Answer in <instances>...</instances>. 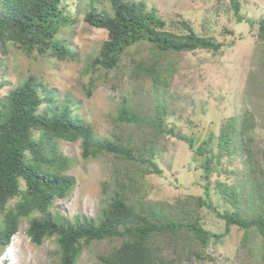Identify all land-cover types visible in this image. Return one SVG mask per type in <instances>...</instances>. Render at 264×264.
<instances>
[{
  "label": "trees",
  "instance_id": "obj_1",
  "mask_svg": "<svg viewBox=\"0 0 264 264\" xmlns=\"http://www.w3.org/2000/svg\"><path fill=\"white\" fill-rule=\"evenodd\" d=\"M64 0H0V42L20 45L27 55L33 51L54 56L63 61L72 58V52L58 40L60 29L72 25L61 7ZM223 1V0H216ZM234 13L240 8L238 0H229ZM112 16L90 11L84 21L91 27L105 30L108 39L92 60L93 68L111 71L118 67L130 47L147 43L148 59L133 61L132 76L142 85L148 84L147 94L159 111L158 102L176 71L175 56L196 50L219 51L221 45L212 37L198 36L181 22L186 33L166 30V21L154 10L148 11L142 2L111 0ZM242 22L241 17L237 18ZM254 24V22H250ZM259 35L264 39V20L259 21ZM139 53V51H137ZM142 59V58H141ZM94 81L91 77L90 82ZM141 84H139L142 91ZM92 84L87 89L89 95ZM68 99L62 103L53 91H47L42 82L28 77L16 88L0 97V244L6 246L18 231L19 219L39 212L26 231L35 245L46 238H54L58 246L59 264H75L82 249L93 241H114L117 245L99 255L100 264H200L211 240L224 238L231 226L243 230L241 248L243 264L253 258V264H264L256 253H264V168L254 158L247 132L252 126L247 113L230 119L218 137L219 152L207 157L204 165L206 178L219 173L211 166L219 164L221 154L227 153L229 162L234 155L241 158L240 167L230 174L236 180H206L205 197L185 195L174 202L151 201L145 177L160 174L152 159L154 146L149 149L137 143L126 144L97 138L91 127L71 115ZM164 112L157 116L158 133L162 132ZM126 123H143L125 104L118 113ZM247 134V135H246ZM181 140L193 147L189 138ZM80 141L82 158H96L111 154L124 162L117 169L116 190L110 202L102 208L97 220L78 218L69 222L47 213L55 199L64 198L73 186V178L62 172L68 159L58 152L57 142ZM200 155L209 150L201 146ZM254 156V157H253ZM264 161V159H263ZM229 206L219 212L211 205L209 188ZM15 200L10 206V201ZM208 209L225 223L224 232L212 234L203 228L200 211ZM251 232L261 242L253 243ZM179 252L176 262L168 259L165 251ZM239 252V250H238ZM239 255V254H237Z\"/></svg>",
  "mask_w": 264,
  "mask_h": 264
},
{
  "label": "rangeland",
  "instance_id": "obj_2",
  "mask_svg": "<svg viewBox=\"0 0 264 264\" xmlns=\"http://www.w3.org/2000/svg\"><path fill=\"white\" fill-rule=\"evenodd\" d=\"M142 2L148 11L166 21V30L186 33L185 22L198 36L212 37L221 45L219 51L196 50L175 56L176 71L164 97L158 102L159 111L147 94L148 84L133 79V61L149 62L147 43L136 44L127 50L118 67L105 71L93 68L92 60L108 39L105 30L89 26L84 17L90 11L112 16L111 0H64L61 7L72 25L60 29L58 40L72 52V58L59 61L54 56L33 51L27 55L18 44L0 42V97L33 76L43 83L47 91L55 92L58 101L68 99L71 115L91 127L97 138L126 144L137 143L149 149L154 146L155 161L160 174L145 177L147 193L151 201L173 203L176 197L185 195L205 197L206 180H236L231 170L240 167L241 158L234 155L228 161L222 153L219 164L213 159L215 172L206 178L204 165L207 157L219 152L218 137L231 118L247 113L252 126L247 134L255 159L264 168V39L259 35V21L264 20V0H238L237 14L229 0H120ZM241 17L242 22L237 18ZM254 22V24H250ZM139 51V53H137ZM142 58V59H141ZM91 77L94 81L90 82ZM93 90L88 95L87 89ZM139 84H141L142 91ZM125 104L143 123H126L118 113ZM164 112L158 133L157 116ZM246 134V135H247ZM189 138L193 147L180 138ZM209 150L200 155L198 149ZM58 152L68 159L62 172L73 178V186L62 199H55L47 213L54 218L76 222L78 218L97 220L102 208L110 202L117 189L114 183L117 169L124 162L111 154L83 159L80 141H58ZM209 188L211 205L219 212L229 209L218 195ZM15 200L10 201V206ZM203 228L212 234L224 232V221L206 208L200 211ZM36 212L19 219L18 231L9 244H0V260L9 264H59L58 246L54 238H46L40 245L33 244L26 235L29 222L38 218ZM243 230L231 226L229 233L218 241L211 240L200 264H243L241 241ZM253 243L260 244L256 232H251ZM114 241H93L82 249L75 264H100L99 255ZM9 249L6 251V247ZM239 250V252H238ZM168 259L179 257V252L168 248ZM239 254V255H237ZM264 253H256L257 260ZM248 258L247 264H253ZM177 264V263H173ZM185 264V263H183ZM258 264H262L258 263Z\"/></svg>",
  "mask_w": 264,
  "mask_h": 264
},
{
  "label": "clouds",
  "instance_id": "obj_3",
  "mask_svg": "<svg viewBox=\"0 0 264 264\" xmlns=\"http://www.w3.org/2000/svg\"><path fill=\"white\" fill-rule=\"evenodd\" d=\"M9 249V245L6 247V251ZM10 260L7 258H5V256H3V259L0 260V264H9Z\"/></svg>",
  "mask_w": 264,
  "mask_h": 264
}]
</instances>
